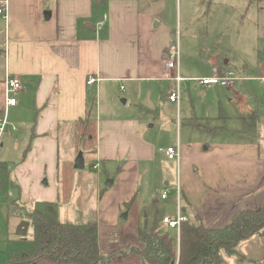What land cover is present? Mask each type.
I'll use <instances>...</instances> for the list:
<instances>
[{
    "label": "crops",
    "instance_id": "0c3cea01",
    "mask_svg": "<svg viewBox=\"0 0 264 264\" xmlns=\"http://www.w3.org/2000/svg\"><path fill=\"white\" fill-rule=\"evenodd\" d=\"M4 1L8 3V20L0 16V115L4 112V81L8 75L17 77L22 90L16 97L17 106L10 108L9 114L23 115L21 124L27 130L21 136L27 141L23 159L13 164L15 173L25 181L21 180L24 189L26 173L34 171L39 175L35 189L43 193V203L58 200L60 187L54 184L53 189L45 190L41 184L48 168L53 183L58 180L60 134L74 131L78 121L85 119L93 98L96 100V141L95 154L90 157L96 159V165L105 168L106 162H125L126 159L132 163L153 162L154 149L151 155L140 114L150 111L155 100L159 102L162 97L167 100L173 86L167 80L165 55L176 44L178 34L179 38L183 34L179 25L172 26V2L0 0V4ZM178 1L175 7L179 10L181 1ZM104 19V27H98ZM211 70L210 75L200 78L233 71L229 65L218 64ZM180 73L182 75L181 65ZM90 77L97 79L92 86L87 84ZM234 86L226 89L228 93L219 86L196 85L203 97L217 98L219 113L223 110L222 94L233 97L229 104L236 102L239 116H228V120L243 123L246 115H254V110L245 104ZM180 112L181 105L177 108L176 123V145L180 148L183 127L207 132L215 138L218 130L223 132L221 124L227 119L219 115L206 117L211 124L206 126L193 118L189 120L192 122L186 118L180 120ZM11 123L16 126L12 120ZM238 127L234 125L231 131H226L227 138L231 137L228 139H237L233 136L235 133H245L242 125ZM259 146L244 142L214 146L195 143L193 147L181 148L183 205L189 212V215L185 213L189 221L196 218L207 228L223 227L239 210L256 209L264 202V155ZM3 163L7 164L0 161ZM175 168L177 172L176 163ZM119 170L122 175L126 174L125 169ZM164 182L171 196L170 183ZM74 190L76 188L67 203L71 202ZM25 200L23 202H29ZM135 200L130 201L131 206ZM172 200L175 202V196ZM159 202L160 198L154 201L153 215H144L145 223H154L156 217L158 220ZM255 237L241 243L239 250Z\"/></svg>",
    "mask_w": 264,
    "mask_h": 264
},
{
    "label": "rangeland",
    "instance_id": "374dc122",
    "mask_svg": "<svg viewBox=\"0 0 264 264\" xmlns=\"http://www.w3.org/2000/svg\"><path fill=\"white\" fill-rule=\"evenodd\" d=\"M170 1L174 9L170 19L171 23L173 22L172 26L178 27L179 25L183 34L179 38L182 76L198 79L210 75L215 64L221 67L229 65L235 77L239 78L234 86L235 91L245 104L254 110V115H246V122L235 123L228 120V116H235V114L239 116L235 109L236 102L229 104L233 97L222 94L223 110L219 113L217 98L207 97V95L203 97V93L197 89V84L193 81L183 82L180 120L186 118V121H189L193 118L198 124L205 123L206 126H211L210 122L206 121V117L219 115L227 119L221 124L223 132L218 130L215 138L209 136L207 132L190 130V128L188 130L183 127L180 141L182 150L184 146L193 147L195 143L214 146L217 143L238 145L239 142H244L250 145H260V152L263 156L264 0H180L179 10L175 7V3L179 1ZM187 87L191 90L188 91ZM220 88L223 92L229 93L226 87ZM170 89L172 90V87ZM213 98H215L214 101L210 102ZM117 102L122 105L120 99H117ZM160 103L162 106L159 105ZM149 108L150 111H143L140 117L145 125L144 134L149 140L151 155L152 148L154 149L153 162L132 163L126 159L125 162L119 161L111 164L106 162L105 168L95 169L98 162L90 157L95 154V147L89 145L88 140L83 141L77 137V128L74 127V133L65 131L60 134L58 180L53 183L50 178L51 169L48 168L46 172L49 179L45 176L41 186L45 190L53 189L54 184L60 187V174L67 165L72 189L76 188L73 191L71 202L67 204H62L58 200L49 204L43 203V193L35 189V182L39 175L34 171L26 173L27 184L24 189L23 180L18 173H15L16 166L13 164L23 159L27 141L21 136L26 134L27 130L21 124L24 119L23 115L12 112L11 115L9 114L18 130L13 132L9 127L2 138L0 161L6 162L7 170H11V174L6 171V178L10 176L9 180L12 183L15 181V185L23 190L21 191L20 188L21 194L18 195L16 188L13 187L14 184L6 181L2 175L0 176L3 182V187L0 188V264L7 263L18 253H32L35 250L34 226L27 219L28 211L48 213L68 226L96 225L101 254L104 257L112 256V262L108 264H143L140 257L124 256L123 253H130L133 248L143 247L140 239L150 232L154 224L145 223L144 215L154 214V201L158 200L162 190H165L164 180L169 181L172 194L169 201L159 202L160 213L156 231L167 230L161 222L164 213L174 216L176 212L175 202L172 200L175 196L173 188L177 175L175 163L165 160L164 154L159 150L177 144V105L162 97L159 102L155 100L153 106ZM234 125L237 127L242 125L241 129L245 133H235L233 136L237 139H228L230 136L227 138L226 131H231ZM10 134H13V137ZM80 152L83 153L85 168L75 170V160ZM182 164L183 161L180 178L181 187L184 189ZM2 169L0 167V171L4 172ZM119 169H125L126 174L122 175ZM110 183L111 186H109ZM18 196L21 197L20 201L24 209L21 211L14 205L15 212L9 210V199H16ZM133 198L136 199L134 204L126 206ZM23 199L29 202L25 203ZM23 222L30 223L28 234L25 237L17 233ZM191 222L198 223L199 220L195 218ZM168 232L175 237V231ZM240 252L244 257L246 256L245 260L241 261L237 257H229L223 253L224 264H264V235L256 236L243 246Z\"/></svg>",
    "mask_w": 264,
    "mask_h": 264
},
{
    "label": "trees",
    "instance_id": "16d2710c",
    "mask_svg": "<svg viewBox=\"0 0 264 264\" xmlns=\"http://www.w3.org/2000/svg\"><path fill=\"white\" fill-rule=\"evenodd\" d=\"M95 98L86 111L85 119L76 124L77 137L95 147L96 118ZM3 171L0 176L6 178L7 164L0 165ZM67 165L60 174V192L58 202L66 204L72 194ZM10 178V176H9ZM9 178L6 181L12 183ZM14 184V183H12ZM3 182L0 178V188ZM20 195V188L13 186ZM183 212L188 214L183 205L184 195H181ZM130 202L126 206H130ZM23 210L20 197L9 199L8 209ZM14 208V209H13ZM15 212V211H14ZM13 212V213H14ZM27 219L34 226L35 250L32 253H18L5 264H108L112 256L104 257L99 248L96 225L73 227L64 225L48 213L27 212ZM189 215V214H188ZM15 216V215H13ZM163 219V218H162ZM157 217L150 232L140 240L142 248H133L124 252V256L136 255L143 264H224L223 253L229 257L245 260L239 246L257 235H264V202L256 209L239 210L228 224L223 227L207 228L202 223L191 220L182 224L178 238L175 230L156 231ZM162 222V221H161ZM168 231H175V237Z\"/></svg>",
    "mask_w": 264,
    "mask_h": 264
},
{
    "label": "built area",
    "instance_id": "2783aa9c",
    "mask_svg": "<svg viewBox=\"0 0 264 264\" xmlns=\"http://www.w3.org/2000/svg\"><path fill=\"white\" fill-rule=\"evenodd\" d=\"M0 16L4 21L8 20V3L4 1L0 4ZM105 19L98 23V27L102 28L105 25ZM180 39L179 34L177 36L176 44L171 46L165 55V65L166 69L169 71V76L167 80L173 83L172 90L167 95V100L176 104L177 108L181 105L182 100V84L183 82H195L200 87L206 88L210 86H220V87H232L236 84L239 78L235 77L233 71L227 72L225 75L216 74L209 78H184L180 73L181 65V55H180ZM97 82V79L90 77L87 80L89 86L94 85ZM22 90L21 80L14 76H7L4 81V112L0 115V144L2 138L6 135L8 128L10 127L13 132H16L18 128L11 123L9 117V109L16 107L18 104L17 95ZM11 135V134H10ZM160 152L164 154L167 160L172 161L177 164V175L175 188V207L176 212L174 216L166 215L162 219V226L169 230H175L180 236V229L182 224L189 222V218L183 212L182 206V187H181V178H180V163L182 161L181 157V148L178 145L170 146L166 149H160ZM95 169H99V166H95ZM170 196L169 189H165L160 196L161 201H167Z\"/></svg>",
    "mask_w": 264,
    "mask_h": 264
},
{
    "label": "water",
    "instance_id": "95a60500",
    "mask_svg": "<svg viewBox=\"0 0 264 264\" xmlns=\"http://www.w3.org/2000/svg\"><path fill=\"white\" fill-rule=\"evenodd\" d=\"M123 103H125V101H123ZM84 168H85V161H84L83 153L80 152L78 157L75 160L74 169L83 170ZM109 186H111V183L109 184ZM29 227H30L29 222H23L18 228V231H17L18 235L21 237H25L28 234Z\"/></svg>",
    "mask_w": 264,
    "mask_h": 264
}]
</instances>
